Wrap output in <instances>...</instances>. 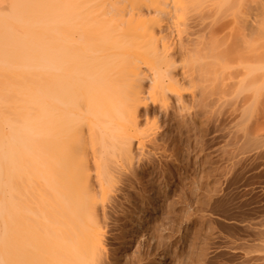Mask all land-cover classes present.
I'll list each match as a JSON object with an SVG mask.
<instances>
[{"label":"bare ground","instance_id":"1","mask_svg":"<svg viewBox=\"0 0 264 264\" xmlns=\"http://www.w3.org/2000/svg\"><path fill=\"white\" fill-rule=\"evenodd\" d=\"M221 1L0 0V264H110L107 200L160 147L150 104L182 111L183 83L203 80L176 74L191 43L159 49Z\"/></svg>","mask_w":264,"mask_h":264},{"label":"rangeland","instance_id":"2","mask_svg":"<svg viewBox=\"0 0 264 264\" xmlns=\"http://www.w3.org/2000/svg\"><path fill=\"white\" fill-rule=\"evenodd\" d=\"M214 10L216 25H196ZM166 42L160 56L191 43L176 74L203 80L183 83L182 111L173 96L150 104L160 147L147 146L107 200L108 261L264 264V0L203 3Z\"/></svg>","mask_w":264,"mask_h":264}]
</instances>
